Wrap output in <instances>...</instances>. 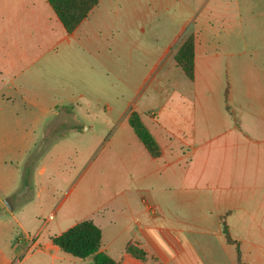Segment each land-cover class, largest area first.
I'll return each mask as SVG.
<instances>
[{
    "label": "crops",
    "instance_id": "1",
    "mask_svg": "<svg viewBox=\"0 0 264 264\" xmlns=\"http://www.w3.org/2000/svg\"><path fill=\"white\" fill-rule=\"evenodd\" d=\"M142 3L100 0L68 33L48 0H7L10 10L0 19V156L14 147L25 154L36 142L31 133H44L47 118L95 112L89 88L105 85L112 64L137 62L145 69L121 111L104 104L101 112L118 119L110 121L103 143L92 144L74 186L53 204L46 222L63 215L61 221L54 229H37L38 238L48 230L37 252L57 257L62 251L52 239L91 220L102 231L101 251L118 264H238L226 227L241 245L245 264H264V25L245 34L247 20L240 13L222 18L219 26L221 20L206 22L202 11L169 20L157 6L143 11ZM188 33L195 40L194 80L175 61ZM176 77L182 87L174 84ZM133 111L158 141L160 158L150 155L130 127ZM14 132L30 135L14 142ZM68 139L52 142L49 158ZM100 169L111 176H105L106 185L101 176L100 200L85 207L76 188L93 182L91 173ZM7 178L0 176V264H12L16 250L27 245L17 241L18 230L27 231L15 214ZM132 244L148 254L146 262L127 253Z\"/></svg>",
    "mask_w": 264,
    "mask_h": 264
},
{
    "label": "rangeland",
    "instance_id": "2",
    "mask_svg": "<svg viewBox=\"0 0 264 264\" xmlns=\"http://www.w3.org/2000/svg\"><path fill=\"white\" fill-rule=\"evenodd\" d=\"M156 1L157 3L155 4L154 0H142L141 9L147 12L157 6L159 13L169 20L171 18L174 20L186 18L189 15H198L202 11L207 14L203 15L206 17V22L210 21L212 24H218V21L222 18H224L223 20L229 19L236 12L240 13L241 17L247 20L242 27V31H245V34H249L255 29H262L264 25V0ZM0 2H2L0 3V19L2 18V14L3 19H5L7 10H10L9 5L7 4V0H0ZM234 4L237 5L235 6ZM11 5L13 7V1ZM232 7H235L234 13L231 10ZM223 20L220 21L219 26ZM253 24H256L257 27H254ZM164 27H167V24H164ZM162 28L159 27V31ZM189 30H192V28ZM191 36H193L191 33L186 34L182 44ZM246 38L252 41L251 44L256 43L257 39L255 37L248 36ZM94 68L99 72L101 67L96 63ZM144 71L145 69L142 70L137 62L129 66L125 64L119 65V61H117L116 65L112 64L111 75L109 79L105 78V85L101 84L99 87L95 85L93 90L89 88L88 98L95 112L80 118L65 114L47 118L44 133H31L32 140L36 142L25 154L19 151L20 148L14 147V150L6 157L0 156V176H8L5 184H7L9 192H11L9 197L18 205L15 214L23 222L27 231L18 230L17 241L21 245L23 244L22 242H25L27 245H22L24 251L21 249L16 250L12 264L92 263L91 257L81 260L64 252L60 253L57 257H54V254L38 253L37 251L44 247L43 240L48 230L45 229L39 238L35 233L41 226L54 229L56 224L61 221L63 215H59L55 222H46L53 204L58 202L74 186L78 174L84 170L92 155V144L94 142L103 143L105 138L111 134L112 125L110 121L118 119L117 116L109 117L101 112L107 110V106L104 107V104H110L115 108L116 112L118 110L121 111L135 95L134 90L138 86L137 78ZM129 78L133 80L132 83L127 81L130 80ZM182 83L177 77L174 79V84L177 87H182ZM82 87V85L79 86V91L82 90ZM27 119L26 117L21 118L25 124L27 123ZM85 123L91 128L90 130L83 127ZM74 127H78L81 132L79 134L70 132ZM23 135L28 137L30 134L14 132L10 133L9 137L14 142H20ZM58 138L69 139L59 148L57 154L49 158L48 153L52 146L51 143ZM3 139V134H0V144ZM109 155L111 156L110 158H113L114 152L111 151ZM43 167H45V171H42ZM106 170L100 169L97 172L91 173V176L95 177L93 182L91 180L87 181L88 185L84 184L86 181L78 184L75 193L78 192L77 198L84 204L83 206L93 207L100 200L98 193L103 187L101 176H104L103 182L105 185L107 184L105 176H111L110 170L108 172ZM92 189L94 193L90 192ZM53 231L57 233L56 230ZM24 237H34L35 240L29 245L27 240H23ZM239 247L241 264H245L240 244Z\"/></svg>",
    "mask_w": 264,
    "mask_h": 264
},
{
    "label": "trees",
    "instance_id": "3",
    "mask_svg": "<svg viewBox=\"0 0 264 264\" xmlns=\"http://www.w3.org/2000/svg\"><path fill=\"white\" fill-rule=\"evenodd\" d=\"M48 2L66 31L72 33L89 16L100 0H48ZM194 49L195 40L191 36L181 44L175 54L177 66L184 71L190 80H194L195 77ZM129 125L150 155L153 158H160L162 149L138 112L133 111L130 114ZM224 236L226 241L235 247L238 264H241L239 243L231 238L226 228L224 229ZM52 242L62 252L74 258L86 260L91 257V264H118L108 254L101 251L102 231L91 220H85L76 224L62 235L54 237ZM127 253L144 262L148 260V254L139 246L129 245Z\"/></svg>",
    "mask_w": 264,
    "mask_h": 264
},
{
    "label": "built area",
    "instance_id": "4",
    "mask_svg": "<svg viewBox=\"0 0 264 264\" xmlns=\"http://www.w3.org/2000/svg\"><path fill=\"white\" fill-rule=\"evenodd\" d=\"M151 210L153 211V210H154V208H153V207H151ZM53 217H54V216H53V215H51L49 219L51 220V219H53ZM34 240H35V238H34V237H28V238H27V241L29 242V245H30L31 243H33V242H34Z\"/></svg>",
    "mask_w": 264,
    "mask_h": 264
},
{
    "label": "water",
    "instance_id": "5",
    "mask_svg": "<svg viewBox=\"0 0 264 264\" xmlns=\"http://www.w3.org/2000/svg\"><path fill=\"white\" fill-rule=\"evenodd\" d=\"M5 204H6V206H7V207H9V205H8V203H7V202H5ZM10 209H12V208H10Z\"/></svg>",
    "mask_w": 264,
    "mask_h": 264
}]
</instances>
